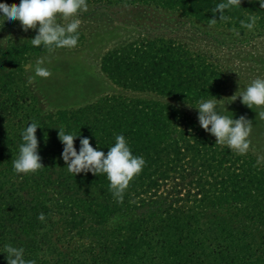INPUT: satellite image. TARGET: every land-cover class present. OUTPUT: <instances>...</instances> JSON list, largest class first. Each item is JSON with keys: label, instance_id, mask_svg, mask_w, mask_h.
Here are the masks:
<instances>
[{"label": "trees", "instance_id": "16d2710c", "mask_svg": "<svg viewBox=\"0 0 264 264\" xmlns=\"http://www.w3.org/2000/svg\"><path fill=\"white\" fill-rule=\"evenodd\" d=\"M218 2L87 0L155 5L230 30H244L240 20L252 15L254 28L264 29L258 0L225 10L227 20L212 12ZM44 52L30 40L0 49V252L6 244L22 246L36 264H264L261 162L216 144L193 117L156 99L106 96L41 115L19 84L27 56ZM101 68L126 90L189 103L220 98L228 84L206 56L161 38L110 50ZM33 121L42 126L37 137L45 167L17 174L12 161L20 133ZM58 128L89 137L105 154L123 134L133 154L144 157L122 202L106 174L67 170ZM75 146L79 151L80 137ZM116 217L125 219L112 224ZM5 257L0 253V264Z\"/></svg>", "mask_w": 264, "mask_h": 264}, {"label": "rangeland", "instance_id": "374dc122", "mask_svg": "<svg viewBox=\"0 0 264 264\" xmlns=\"http://www.w3.org/2000/svg\"><path fill=\"white\" fill-rule=\"evenodd\" d=\"M0 3L12 6L18 5L20 0H0ZM88 5L87 11L79 13L80 38L75 48H58L27 56L21 73L23 83L19 84L28 94L27 105L47 115L78 109L106 96L156 99L199 123L197 103L126 90L115 85L101 68L102 59L110 50L142 40H172L206 56L224 71L228 84L217 102L225 115L234 118L244 115L252 121L251 143L246 154L264 165V119L256 112L260 109L255 111L241 103L240 98L232 97L239 87L242 91L252 79L264 77V29L230 30L155 5ZM237 31L241 35H236ZM35 35V29L24 31L19 20L0 19V49L28 41ZM37 59H42L51 70L48 78L34 77ZM29 77L34 78L29 81ZM206 133L216 141L213 135ZM123 219L116 217L112 224Z\"/></svg>", "mask_w": 264, "mask_h": 264}, {"label": "clouds", "instance_id": "9594fccd", "mask_svg": "<svg viewBox=\"0 0 264 264\" xmlns=\"http://www.w3.org/2000/svg\"><path fill=\"white\" fill-rule=\"evenodd\" d=\"M258 3L260 8H264V0H258ZM88 6L87 0H20L18 5L12 6L0 3V19L6 22L19 20L24 31L35 29L36 35L29 39L31 45L42 46L46 51L53 52L58 48L71 49L78 45L81 25L79 13L87 11ZM238 6H241V0H219L212 12L219 13L220 20H227L225 10ZM256 21L257 17L250 15L246 20H240V25L252 31ZM236 35L241 33L237 31ZM50 75L51 70L44 61L37 59L34 77L48 78ZM34 77H29V81ZM232 97L234 100L240 98L241 103L248 108L253 110L259 108V111H255L264 119V77L257 76L252 79L242 91L239 87ZM195 108L198 109L200 126L216 138V144L226 145L239 154L248 151L251 143L249 139L252 131L251 120L244 115L238 118L225 115L217 102V97L201 99ZM41 127L38 122L33 121L22 129L18 154L12 161L15 173L32 174L45 167L39 153L40 144L37 137V129ZM58 129V138L63 145L61 157L66 163L67 170L75 175L88 172L96 175L106 174L114 198L122 202L123 193L130 181L141 173L146 164L144 157L133 154L123 134L115 135L114 144L105 154L98 147H93L89 137L74 134L64 128ZM77 137H80L79 151L75 146ZM38 219L43 221L45 214L40 213ZM0 253L6 254L7 264H36L34 259L25 257V249L22 246L6 244Z\"/></svg>", "mask_w": 264, "mask_h": 264}]
</instances>
